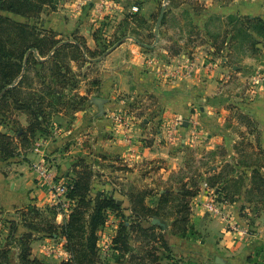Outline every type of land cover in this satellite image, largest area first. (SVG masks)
Listing matches in <instances>:
<instances>
[{
	"label": "crops",
	"instance_id": "1",
	"mask_svg": "<svg viewBox=\"0 0 264 264\" xmlns=\"http://www.w3.org/2000/svg\"><path fill=\"white\" fill-rule=\"evenodd\" d=\"M113 1L58 0L35 22L5 13L55 33L61 43L79 44L83 56L70 60L76 83L65 93L84 101L53 111L48 132L28 153L0 161V247L11 220L17 240L28 231L18 210L50 206L53 182L39 178L34 163L44 162L57 179L74 175L84 160L93 170V196L107 189L100 179L119 180L111 193L127 217L132 188L148 191L153 208L166 192L197 190L185 233L173 227L180 216L143 221L158 225L163 239L149 243L130 233L120 264H264V38L241 22L264 20V0ZM103 2L116 11H99ZM116 39L122 43L109 51ZM10 112L14 131L29 124L27 113L11 104ZM204 181L225 200L224 217L206 212ZM68 217L58 212L56 223ZM110 221L98 231L100 264H116L120 255L112 244L119 223L110 228ZM17 240L10 264H19ZM32 256L57 264L71 254L61 234L37 235Z\"/></svg>",
	"mask_w": 264,
	"mask_h": 264
},
{
	"label": "trees",
	"instance_id": "2",
	"mask_svg": "<svg viewBox=\"0 0 264 264\" xmlns=\"http://www.w3.org/2000/svg\"><path fill=\"white\" fill-rule=\"evenodd\" d=\"M47 3L44 0H0V115L3 116V105L10 108L11 104V107L29 116V124L16 129L14 136L0 131V161L30 150L37 135L48 132L53 111L74 108L84 101L82 97H70L65 93L68 86L73 87L76 83L77 76L72 71L70 60L83 56L79 44L61 43L55 33L39 30L29 21L19 22L5 14L36 19ZM157 17L158 14L155 20ZM236 20L237 23L241 21ZM232 22L233 19H230ZM241 22L264 38V20L261 17H247ZM39 54L49 57L40 60ZM35 79L38 80L37 86L34 85ZM75 166L80 169L75 167L74 175L67 178V195L75 200V205L65 223H56L59 211L53 206H48L45 211L34 205L18 210V217L28 231L17 240L18 223L11 220L7 242L0 247V264H10V250L16 240L20 248L19 264H53L33 257L32 243L37 235L54 237L59 234L66 238V248L71 256L57 264H100L98 231L106 224L110 211L126 217V221L119 223L118 234L113 240L115 249L120 252L116 264H120V257L129 250L130 233H138L149 243L159 237L163 239L162 234L157 232L158 225L147 227L142 224L143 221H151L153 217L180 216L173 227L179 232H186L190 198L197 194V190L166 192L159 197L158 207L153 208L146 203L150 197L148 191L132 188L128 195L133 216L127 217L122 214V207L113 193L99 191L96 196L91 194L93 170L90 165L81 160ZM147 251L152 255L150 249Z\"/></svg>",
	"mask_w": 264,
	"mask_h": 264
},
{
	"label": "built area",
	"instance_id": "3",
	"mask_svg": "<svg viewBox=\"0 0 264 264\" xmlns=\"http://www.w3.org/2000/svg\"><path fill=\"white\" fill-rule=\"evenodd\" d=\"M106 3H101V7L105 8ZM134 11L138 10V6L133 7ZM39 175V178H44L47 180H52L53 186L50 197V206L56 207L59 213L70 214L73 206L75 205V200L68 197V180L67 177L55 178L52 173L44 166V162H36L33 165ZM202 190L208 192L209 199L205 203L206 212L212 216L224 217V205L225 200L220 199L219 195L215 191V188L211 187L207 181H204L201 185ZM110 213L106 223L110 221Z\"/></svg>",
	"mask_w": 264,
	"mask_h": 264
},
{
	"label": "rangeland",
	"instance_id": "4",
	"mask_svg": "<svg viewBox=\"0 0 264 264\" xmlns=\"http://www.w3.org/2000/svg\"><path fill=\"white\" fill-rule=\"evenodd\" d=\"M45 2H48L45 6H44V9H43V12H46L47 10H56L57 9V4H58V0H44ZM113 1V0H112ZM113 2H115V0L113 1ZM110 8H112V10H115L116 11V8H115V5H114V3H111V5H110V7L109 8H102V7H98V9H99V11H101V12H109V11H112ZM98 11V12H99ZM159 14V13H158ZM14 16V18H16V19H18L19 21H26L25 20V18H22V17H20V16H17V15H13ZM39 19V18H38ZM37 19H34V22L36 21ZM33 21V20H32ZM33 23V22H32ZM31 25H34V26H36L37 28H39V26H37V24L35 23H33V24H31ZM121 36H122V34H121ZM121 36H119V37H121ZM117 40V39H116ZM113 45V44H112ZM2 110H4V112H3V116H1L0 115V131H3V132H6V133H9L10 135H12V136H14L15 135V131H14V129L12 128V126L13 127H15V126H17L18 124H17V122L16 121H14L13 120V117H11V113L12 112H10V108L8 109L7 107H6V105L4 104L3 105V107H2ZM8 111V112H7ZM7 112V113H6ZM33 147H34V145H33ZM32 148V147H31ZM30 152V151H29ZM28 153V152H27ZM26 154V153H25ZM101 180V181H100ZM99 180V182H102V181H106V182H104L103 184L104 185H107L106 187H107V189L105 190V191H107V192H111V190L114 188V187H116V186H118V187H121V185H118V181L119 180H114V178L113 177H110V179H108L107 177L106 178H103V179H100ZM121 182V181H120ZM125 189H126V187H125ZM117 197L119 198L120 196L117 194ZM224 200V199H223ZM110 212H112V211H110ZM114 213V212H113ZM209 214V213H208ZM210 215V214H209ZM7 218V217H6ZM18 219H20V217H17ZM8 219V218H7ZM11 218L9 217V219L8 220H10ZM110 219H114L115 221V223H111L112 221H110V224H111V226H110V228H113V225H115V224H117V223H120L121 221H126V217H121L120 215L118 216V213L117 212H115V216H114V214H112L111 215V217H110ZM112 244H113V242H112Z\"/></svg>",
	"mask_w": 264,
	"mask_h": 264
},
{
	"label": "water",
	"instance_id": "5",
	"mask_svg": "<svg viewBox=\"0 0 264 264\" xmlns=\"http://www.w3.org/2000/svg\"><path fill=\"white\" fill-rule=\"evenodd\" d=\"M165 5L162 7V10H161V13L159 15V18H158V21H157V24H156V30H155V34L158 36V33H159V28L161 26V22L163 20V17H164V14H165ZM122 41H119L116 45H114L109 51L113 50L114 48H116L119 44H121ZM109 51H107L106 53H104L102 56H105ZM96 103H102V99L100 98H97L95 99ZM154 223H159L160 220L158 218H155Z\"/></svg>",
	"mask_w": 264,
	"mask_h": 264
}]
</instances>
